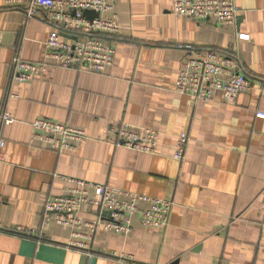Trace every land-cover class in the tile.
<instances>
[{"label": "crops", "instance_id": "0c3cea01", "mask_svg": "<svg viewBox=\"0 0 264 264\" xmlns=\"http://www.w3.org/2000/svg\"><path fill=\"white\" fill-rule=\"evenodd\" d=\"M110 1L121 31L112 38L109 70L50 62L46 74L18 83L14 59L46 62L53 28L44 13L28 20L0 0V110L16 120L0 124V264H264V119L257 117L264 114V0H235L234 25L179 17L173 0ZM208 50L234 56L249 78L235 103L220 93L205 104L175 92L182 61ZM43 118L82 129L88 139L62 153L31 144V123ZM126 124L157 130V152L118 146ZM183 133L189 143L178 162ZM75 181L170 200L169 225L148 229L137 221L129 235L100 229L93 240L57 224L44 228L47 201ZM77 216L95 221L98 210L85 205Z\"/></svg>", "mask_w": 264, "mask_h": 264}, {"label": "built area", "instance_id": "2783aa9c", "mask_svg": "<svg viewBox=\"0 0 264 264\" xmlns=\"http://www.w3.org/2000/svg\"><path fill=\"white\" fill-rule=\"evenodd\" d=\"M12 8L22 9L28 20L41 12L53 30L47 39L46 62L34 63L16 57L13 61L14 79L28 83L46 74L51 63L65 69L104 73L115 62L116 49L112 38L120 34L118 14L110 0H7ZM86 11L97 14L90 19ZM173 13L179 17L202 22L213 20L219 25H234L239 10L235 0H173ZM240 40H249V35L238 34ZM250 88L249 78L240 71L234 56L223 55L214 50L201 52L181 63L175 92L193 97L196 102L211 103L218 93L228 103H235L238 97ZM258 118L264 119L259 113ZM16 122L12 114L0 110V124ZM33 136L31 144L45 143L55 152L72 151L84 140L86 132L50 119H37L31 123ZM116 144L129 150L155 154L159 143L157 130H139L124 125L117 133ZM189 136L178 137L173 158L183 162ZM4 140H0V161L4 160ZM67 194L55 196L47 201L43 227L57 224L77 230V238L93 240L100 229L129 235L135 222L148 229H164L169 225L174 203L170 200L152 198L112 188L108 185L75 181ZM98 210V220L86 222L77 215L83 206ZM264 229V220L262 222ZM0 229L2 226L0 224ZM87 230L88 234L83 233ZM28 236L34 230L17 229ZM81 248L88 245L78 244Z\"/></svg>", "mask_w": 264, "mask_h": 264}, {"label": "water", "instance_id": "95a60500", "mask_svg": "<svg viewBox=\"0 0 264 264\" xmlns=\"http://www.w3.org/2000/svg\"><path fill=\"white\" fill-rule=\"evenodd\" d=\"M85 16L88 17V18H90V19H92V18L96 17L97 14L94 13V12H92V11H86L85 12Z\"/></svg>", "mask_w": 264, "mask_h": 264}]
</instances>
